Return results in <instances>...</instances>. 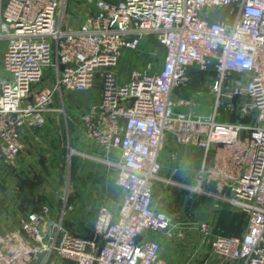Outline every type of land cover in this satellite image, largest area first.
Listing matches in <instances>:
<instances>
[{"label":"built area","instance_id":"obj_1","mask_svg":"<svg viewBox=\"0 0 264 264\" xmlns=\"http://www.w3.org/2000/svg\"><path fill=\"white\" fill-rule=\"evenodd\" d=\"M66 1L0 0L1 159L15 167L27 135L65 114V95L100 81L76 127L116 170L123 198L117 211L99 208L87 235L67 227V197L58 214L39 207L0 234V264H171L156 235L182 228L157 208L160 184L242 213L243 235L206 222L199 231L214 253L264 264V0H90L95 11L75 28L64 25ZM148 37L164 48L160 68L150 61L121 81V53ZM195 80L211 93L209 114L176 96ZM167 145L202 152L192 183L161 174Z\"/></svg>","mask_w":264,"mask_h":264},{"label":"rangeland","instance_id":"obj_2","mask_svg":"<svg viewBox=\"0 0 264 264\" xmlns=\"http://www.w3.org/2000/svg\"><path fill=\"white\" fill-rule=\"evenodd\" d=\"M94 11V4L90 0H67L65 23L78 25L87 14ZM3 46L4 43H0V65ZM164 55V48L156 39L145 38L139 49L124 50L121 53L117 66L120 80H129L134 70H144L150 61L156 68H160ZM100 90L101 82L98 81L88 92L65 95V114L63 111H57L49 116L45 127L30 132L16 166L5 165L9 173H0V182L5 184L7 179L9 180L10 185L14 187L11 193L15 205L27 212L26 215L43 205L59 211L67 197L68 203L72 204L74 209L68 213L66 225L86 233L92 229L102 205L110 207L113 211L118 210L123 193L116 185V170L98 158L102 153L96 148H91L86 140L81 138L76 127L77 115L85 111L90 104L99 101ZM176 96L195 103L198 114L212 112L211 93L199 80L177 91ZM56 102V108H60V101ZM69 147L74 150L72 155ZM201 160L200 150L167 145L162 157L161 174L173 181L191 183L201 167ZM12 179L13 183L10 182ZM156 206L158 209L164 207L165 211L172 215L177 227L182 229L194 227L199 230L198 222L205 221L209 224L212 234L229 233L240 232L246 224L238 210L217 207L207 198L192 197L174 186L158 185ZM231 215H238L233 227H229ZM193 217H196V220ZM164 244V253H169L170 245L166 240Z\"/></svg>","mask_w":264,"mask_h":264},{"label":"crops","instance_id":"obj_3","mask_svg":"<svg viewBox=\"0 0 264 264\" xmlns=\"http://www.w3.org/2000/svg\"><path fill=\"white\" fill-rule=\"evenodd\" d=\"M84 20V19H83ZM83 22V21H82ZM81 22V23H82ZM80 23V24H81ZM78 25H69L65 23V16H64V25L67 28H75L78 27ZM4 43V42H0ZM5 46V43H4ZM3 46V48H4ZM2 50V49H1ZM2 73V66L0 65V75ZM1 148H2V143L0 140V173L8 172V168L3 164L2 159H1ZM11 183L14 182L12 179L10 181ZM193 182V179H192ZM191 182V183H192ZM12 184L10 185L9 180L7 179V182L4 184V182H0V234L5 232L6 230L15 228L20 225L22 219L26 216L25 211L19 209L15 205V199L12 195L13 191ZM206 198V197H204ZM208 199V198H207ZM211 202L213 200L208 199ZM228 207V206H224ZM39 209V208H38ZM165 211L164 207H161V209ZM35 211V210H34ZM55 214H58V210L55 211ZM238 215H231L229 227H233V222L236 223V217ZM243 219L246 221L244 215L242 214ZM194 220H196V217H193ZM192 219V220H193ZM205 221H199L198 222V228L201 223ZM231 224V225H230ZM197 225V223H196ZM220 227V225H218ZM68 227V226H67ZM70 230L78 232L74 230L73 228L68 227ZM232 229V228H230ZM240 230V227L238 228ZM91 231V230H90ZM90 231L86 233L78 232L80 234L87 235L90 233ZM198 231V233L196 232ZM246 231V224L243 227V229L239 232H229V233H224V232H219L220 234H226V235H231V234H237V235H243ZM216 233V234H219ZM201 232L197 230L194 227H189V228H183L181 236L174 238V240L171 239H166L163 236L156 235V237L160 238L163 241V251L162 255L171 263V264H186V263H192V264H237L235 261H233L230 258L221 256L217 253H214L211 247V241L210 238H205L202 236ZM165 240L168 242L170 245V252L164 253L165 247ZM73 264V263H71Z\"/></svg>","mask_w":264,"mask_h":264},{"label":"water","instance_id":"obj_4","mask_svg":"<svg viewBox=\"0 0 264 264\" xmlns=\"http://www.w3.org/2000/svg\"><path fill=\"white\" fill-rule=\"evenodd\" d=\"M89 238H93V235L88 236Z\"/></svg>","mask_w":264,"mask_h":264}]
</instances>
